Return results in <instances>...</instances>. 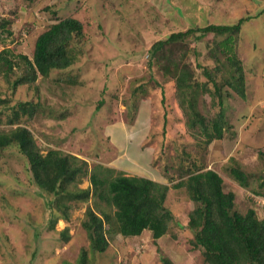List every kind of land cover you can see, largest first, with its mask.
Here are the masks:
<instances>
[{"label": "rangeland", "instance_id": "rangeland-1", "mask_svg": "<svg viewBox=\"0 0 264 264\" xmlns=\"http://www.w3.org/2000/svg\"><path fill=\"white\" fill-rule=\"evenodd\" d=\"M68 17L83 27V36L72 43L76 65L50 78L39 76L15 92L0 76V98L10 99L11 105L41 102L26 126L43 153L57 149L74 155L86 162L88 174L102 166L169 187L165 207L176 222L168 232L155 242L148 231L130 239L113 234L107 253L93 258L96 264H162V258L173 264H205L200 250L189 244L191 203L184 190L173 188L179 181L175 170L204 162V170L218 172L225 191L234 193L239 212L253 207L264 216L252 193L264 173V0H0V51L9 48L31 58L37 36ZM242 18L236 43L246 70V99L225 88L223 138L204 149V137L186 128L173 81L156 65L147 67V50L171 33L233 25ZM4 21L10 35L1 31ZM212 41L208 35L190 43L198 58L190 52L186 63L200 82L206 79L198 65L214 69L227 64L222 55H210ZM19 72L16 67L15 74ZM218 75L225 77V72ZM210 98L207 93L197 98L196 107L207 119L219 109L209 107ZM100 100L104 105L97 111ZM233 166L251 176L249 187H240L230 176ZM88 186L83 178L79 188ZM40 193L25 157L13 147L0 152V264H76L80 251L88 249L81 224L87 207L97 210V201L73 202L67 221H50ZM65 228L68 241L60 238ZM114 251L116 260L111 259Z\"/></svg>", "mask_w": 264, "mask_h": 264}, {"label": "trees", "instance_id": "trees-1", "mask_svg": "<svg viewBox=\"0 0 264 264\" xmlns=\"http://www.w3.org/2000/svg\"><path fill=\"white\" fill-rule=\"evenodd\" d=\"M243 21L244 18L233 25H207L171 33L147 50V67L152 69L156 65L164 76L173 81L179 107L186 117V128L204 137V149L223 138L227 126L222 95L225 88L242 100L246 99V70L238 56L236 43V39L241 40ZM6 25V21L1 24V31L10 35ZM82 30V24L71 17L51 25L37 36L31 58L15 55L9 48H3L0 51V76L15 92L20 86L33 84L39 76L50 78L53 72L71 69L76 65L72 43L83 36ZM208 35H212L215 43L210 55L215 58L222 55L227 64L223 68L215 66V70L198 65L206 79L200 82L194 69L186 63V58L190 52L198 58V52L190 49V43ZM16 67L19 74H15ZM219 72H225V77L218 75ZM14 74V79L10 80ZM205 93L211 97L209 107H219L211 119L203 116L196 107L197 98ZM10 102V99L0 98V152L13 147L25 157L32 182L47 200L50 221H67L73 202H85L90 197L97 201V210L86 209L81 225L87 234L89 247L80 251L76 264H96L93 258L107 253L113 234L130 239L148 231L155 242L168 232L172 222H176L172 212L165 207L169 191L167 185L143 177L127 176L102 166L95 167L88 174L86 162L74 155L57 149H47L43 153L26 126L36 116L41 102L18 101L14 105ZM103 105L104 101L100 100L97 111ZM4 127L11 129H1ZM198 164L192 162L187 169L178 165L175 171L179 181L173 185L174 189L184 190L191 203L187 215L191 249L200 250L205 264H264V216H260L253 207L244 213L239 212L234 193L225 191L222 176L214 170H204V162ZM229 174L240 187H249L252 178L242 169L233 166ZM83 178L89 181L85 189L79 188ZM259 178L258 189L252 193L256 195L253 197L258 208L264 212V173ZM50 228H54L52 224ZM60 238L63 241L70 239L68 229L61 232ZM115 252L112 260L117 259ZM161 261L162 264H173L167 258Z\"/></svg>", "mask_w": 264, "mask_h": 264}]
</instances>
